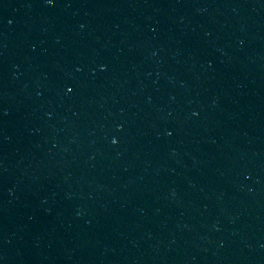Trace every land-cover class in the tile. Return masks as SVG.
<instances>
[{
  "label": "water",
  "instance_id": "obj_1",
  "mask_svg": "<svg viewBox=\"0 0 264 264\" xmlns=\"http://www.w3.org/2000/svg\"><path fill=\"white\" fill-rule=\"evenodd\" d=\"M0 264H264V0H0Z\"/></svg>",
  "mask_w": 264,
  "mask_h": 264
}]
</instances>
